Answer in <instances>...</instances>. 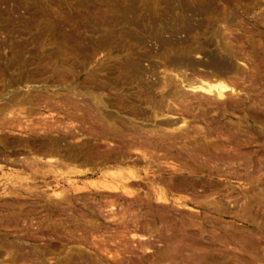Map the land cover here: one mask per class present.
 <instances>
[{
    "label": "rangeland",
    "instance_id": "374dc122",
    "mask_svg": "<svg viewBox=\"0 0 264 264\" xmlns=\"http://www.w3.org/2000/svg\"><path fill=\"white\" fill-rule=\"evenodd\" d=\"M0 264H264V0H0Z\"/></svg>",
    "mask_w": 264,
    "mask_h": 264
},
{
    "label": "bare ground",
    "instance_id": "6f19581e",
    "mask_svg": "<svg viewBox=\"0 0 264 264\" xmlns=\"http://www.w3.org/2000/svg\"><path fill=\"white\" fill-rule=\"evenodd\" d=\"M219 33V32H218ZM230 34V33H229ZM224 36V35H223ZM231 38V37H230ZM223 42H224V40H223ZM228 42V41H227ZM227 42H225L226 44L224 45L223 44V46H224V58H221V57H223V55H221V57H220V59L218 58L217 59V57L215 58L214 56H212V55H208L207 57H208V61H207V63L205 62V63H203V64H206V65H203V66H205L204 67V69H206V71H208V73L210 74V77H211V81H210V79H208L207 77H206V75H208V73L203 69L202 70V72L201 71H198L199 73L201 72V74L205 71L206 73V75L204 76V78H203V80L202 79H200L199 77H198V81H196V80H190V78L189 79H187V77H183V76H181L182 75V70L181 69H183V65L184 64H182V65H180V64H176L174 61H172V63L174 62L175 64H171V67H173V70L175 71H177V70H181L182 72L181 73H179V77H183L184 79L183 80H180L181 81V84L183 83V82H185L186 81V84L184 85V86H182V88H187V89H190L191 91H193V92H195L194 94H199V93H196V92H200V93H203V94H205V95H209V96H213L215 99H217V100H220L221 101V99L223 100V98H225V96H228V95H225V93L227 92V91H232L233 92V88H231V87H229V86H227V85H225L224 83H222L221 81H219V79H221V78H224V77H226V76H229V75H237L238 73H239V71H238V69L236 68V66L234 67L233 66V64H231L230 63V60L233 58L234 59V54L232 53V51H231V48L234 46L233 44V46L231 47V45L229 46V44L230 43H227ZM207 45V44H206ZM205 47V46H204ZM204 47H203V49H204ZM221 48V47H220ZM202 49V48H201ZM222 49V48H221ZM233 49V48H232ZM206 51V50H205ZM208 52V51H207ZM223 54V53H222ZM205 55V54H204ZM238 56V55H237ZM180 59V58H179ZM182 59V58H181ZM184 60V59H183ZM236 60V59H235ZM187 61V60H186ZM198 61V60H197ZM239 62L241 61V60H238ZM237 61V62H238ZM183 63V62H182ZM200 64H202L201 62H199ZM199 63H194V64H199ZM185 64H186V62H185ZM193 64V62L192 63H188L187 62V64L186 65H184V66H195ZM167 65H170V64H167ZM198 66H201L202 67V65H198ZM197 66V67H198ZM239 68V67H238ZM199 69V68H198ZM175 71V72H176ZM197 71V70H196ZM165 72V71H164ZM179 71H177V73H178ZM193 73V72H192ZM244 73V72H243ZM181 74V75H180ZM193 74H195V73H193ZM200 74V76H201V78H202V75ZM239 74H241V73H239ZM171 75H173V74H171ZM178 75V74H177ZM177 75H173V79H177ZM190 75H192V74H190ZM184 76H185V74H184ZM197 76H199V74L197 75ZM171 77H169L168 76V78H170L171 79ZM194 76L192 75V78H193ZM208 79V81H206L207 79ZM167 78V77H166ZM195 79V78H194ZM205 79V80H204ZM31 80V79H30ZM178 80V79H177ZM228 80V79H227ZM166 81V80H165ZM169 81V80H168ZM167 81V82H168ZM219 81V82H218ZM32 82V81H31ZM170 82H171V80H170ZM173 82V81H172ZM176 82V81H175ZM227 82V81H226ZM169 83V82H168ZM160 84V83H159ZM170 84V83H169ZM180 84V83H179ZM163 85H165V83L163 84ZM155 86V85H154ZM158 86V85H157ZM234 86V85H233ZM167 86H165V87H163V89H165ZM179 88V87H178ZM181 88V87H180ZM174 89V88H173ZM171 90V89H170ZM188 91V90H187ZM187 91H186V93L185 94H188L187 93ZM231 92V93H232ZM26 93V92H25ZM28 93V92H27ZM184 93L183 94H180L179 92H178V90H171V91H168V92H166L165 93V95L164 96H162L163 98H169V99H171V101H173V103H175V105H176V103H181V100L183 101V98H182V95H184ZM33 94H35V93H33ZM202 94V95H203ZM229 94V93H228ZM233 94V93H232ZM231 94V95H232ZM235 94V93H234ZM189 95V94H188ZM196 95H194V96H196ZM19 96V95H18ZM40 96V95H39ZM193 96V97H194ZM198 97H200L199 95H197ZM197 96H196V98H197ZM204 96V95H203ZM160 97V96H159ZM192 97V98H193ZM210 97V98H211ZM12 98H13V96H12ZM27 98H29V97H27ZM48 98V97H47ZM46 98V99H47ZM55 98V97H54ZM190 98V97H189ZM22 99V98H21ZM49 99H51V98H49ZM188 99V98H187ZM211 99H213V98H211ZM25 100V99H24ZM38 100V99H37ZM55 100V99H54ZM149 100V99H148ZM195 100V99H194ZM216 100V101H217ZM22 101H23V99H22ZM33 101V100H32ZM48 101V100H47ZM68 101V100H67ZM84 101V100H83ZM186 101V100H185ZM211 101V100H210ZM215 101V100H214ZM24 102V101H23ZM45 102V101H44ZM184 102V101H183ZM222 102V101H221ZM10 103V102H9ZM57 103V102H56ZM89 103H90V101H89ZM214 103V102H213ZM217 103H218V101H217ZM220 103V102H219ZM182 104V103H181ZM185 104H186V102H185ZM184 104V105H185ZM211 104V103H210ZM161 105H162V103H161ZM170 105V104H169ZM5 106V105H4ZM7 106V105H6ZM85 106V105H84ZM3 107V106H2ZM87 107H89V105L87 106ZM91 107V106H90ZM163 107V106H162ZM171 107V106H170ZM190 107V106H189ZM188 107V108H189ZM217 107V106H216ZM7 108H9V107H7ZM101 108V107H100ZM169 108V107H168ZM174 108V107H173ZM187 107H185V109H186ZM180 109V108H179ZM182 110H183V108H181ZM184 109V110H185ZM89 110V109H88ZM94 110V109H93ZM103 110V109H102ZM162 110V109H161ZM168 110V109H167ZM172 110V109H171ZM176 110V109H175ZM96 111V110H95ZM186 111V110H185ZM94 112V111H93ZM169 112H170V110H169ZM172 112V111H171ZM174 112V111H173ZM177 112H179V111H177ZM180 112H181V110H180ZM183 112V111H182ZM92 113V112H91ZM144 114V113H143ZM157 114H159V113H157ZM180 114V113H179ZM7 115V114H6ZM142 115V114H141ZM139 116V115H138ZM155 117H157L156 116V114L154 115ZM94 117H96V116H94ZM166 117H168V116H166ZM114 118V117H113ZM99 119V118H98ZM138 119V118H137ZM152 119V118H151ZM185 119V118H184ZM184 119H182V121H181V125H180V123L179 122H172V120L171 121H166L165 120V122L164 123H162V124H164L163 126H165L166 127V129H158V131H157V129L155 130V132L154 133H156V131L157 132H162L163 134H165L166 132H167V129H169L170 130V128H171V131H172V129L174 130L173 132H175V131H177V133H180V132H182L183 130H186V124L188 123H186V121L184 120ZM181 120V119H180ZM12 122V121H11ZM13 123V122H12ZM105 123V122H104ZM138 123H140V122H138ZM158 123V122H157ZM15 124H16V122H15ZM61 124V123H60ZM123 124V123H122ZM144 124H146V123H144ZM126 125V124H125ZM177 125L179 126V127H177ZM3 126V125H2ZM16 126V125H15ZM128 126V125H127ZM176 126V127H175ZM51 127V126H50ZM53 127V126H52ZM131 127V126H130ZM147 127V126H146ZM154 127V126H153ZM175 129H174V128ZM20 128V127H19ZM54 128H55V126H54ZM57 128V127H56ZM128 128H129V126H128ZM116 129V128H115ZM147 129V128H146ZM151 129H153V128H151ZM154 129H155V127H154ZM153 129V130H154ZM57 130H58V128H57ZM66 130V129H65ZM72 130V129H71ZM103 130V129H102ZM130 130V129H129ZM60 131H62V130H60ZM139 131H141V130H139ZM67 132V131H66ZM77 132V131H76ZM116 132V131H115ZM153 132V131H152ZM191 132V131H190ZM147 133V132H146ZM176 133V132H175ZM63 134V133H62ZM108 134V133H107ZM140 134H141V132H140ZM170 134H171V132H170ZM69 135V134H68ZM71 136V135H70ZM73 136V135H72ZM170 136H172V135H170ZM178 137H180V136H178ZM160 138V137H159ZM54 139V138H53ZM56 140V139H55ZM162 140V139H161ZM52 141H54V140H52ZM55 142V141H54ZM46 145H47V143H46ZM56 145V144H55ZM50 146H52V145H50ZM57 146V145H56ZM54 148V147H53ZM48 149H49V147H48ZM138 150V149H137ZM45 151V150H44ZM47 153V152H46ZM142 153V152H141ZM116 156V155H115ZM117 158V157H116ZM112 162V161H111ZM88 163V162H87ZM127 163H129V162H127ZM60 164V163H59ZM95 165V164H94ZM100 165V164H99ZM60 166V165H59ZM61 166H64V165H61ZM53 167V166H52ZM66 169V168H65ZM173 170V169H172ZM128 171V170H127ZM85 172V171H84ZM116 173V172H115ZM130 174H131V172H129ZM131 176L133 177V173L131 174ZM133 178H135V176L133 177ZM113 179V178H112ZM105 180V179H104ZM104 180H102V182L100 183V182H98L99 184H92L93 186H95V187H101V188H104V189H109V190H118V189H120V186H117V185H115V184H109V182L108 181H104ZM118 181V180H117ZM115 183V182H114ZM128 184V183H127ZM125 187V185L123 184V182H122V184H121V187ZM129 186V185H128ZM127 186V187H128ZM129 188V187H128ZM130 188H134V187H131L130 186ZM54 191V190H53ZM55 192V191H54ZM57 193V192H56ZM61 194V193H60ZM58 195V194H57ZM158 200H160V201H162V202H165L166 201V198L161 194V195H159L158 196V198H157ZM157 200V201H158ZM108 254H110V253H108ZM112 254H115V253H111V256H113ZM107 256V255H106ZM114 257V256H113Z\"/></svg>",
    "mask_w": 264,
    "mask_h": 264
}]
</instances>
